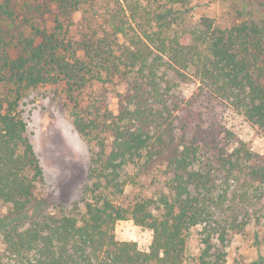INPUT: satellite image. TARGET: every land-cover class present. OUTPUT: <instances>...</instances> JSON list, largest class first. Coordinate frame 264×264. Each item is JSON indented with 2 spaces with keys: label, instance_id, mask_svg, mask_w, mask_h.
<instances>
[{
  "label": "trees",
  "instance_id": "obj_1",
  "mask_svg": "<svg viewBox=\"0 0 264 264\" xmlns=\"http://www.w3.org/2000/svg\"><path fill=\"white\" fill-rule=\"evenodd\" d=\"M188 3L0 0V264H183L192 227H205L206 256L211 234L224 243L240 209L264 200V153L190 109L205 95L264 132V23L177 30ZM163 68L190 72L197 91L175 93ZM42 85L89 151L69 204L43 194L23 116ZM121 220L151 230L146 250L116 237Z\"/></svg>",
  "mask_w": 264,
  "mask_h": 264
},
{
  "label": "rangeland",
  "instance_id": "obj_2",
  "mask_svg": "<svg viewBox=\"0 0 264 264\" xmlns=\"http://www.w3.org/2000/svg\"><path fill=\"white\" fill-rule=\"evenodd\" d=\"M188 1L189 10L183 14V21L179 20V26L174 25L177 30L201 29L205 18L222 27L241 19L264 23V0ZM79 17L80 14L75 13L74 18L77 20ZM163 71L178 95L186 99L197 91L199 82L190 72L182 71L185 76L180 79L175 70L163 68ZM109 106L117 111L114 94L110 95ZM21 107L30 140L43 169V194L47 193L57 203H71L79 197L87 179V144L68 118L62 98L52 87L42 85L28 89ZM190 109L206 125L217 131H230L243 140L252 152L264 153V132L227 103L201 95ZM219 137H223V132ZM4 210L5 207H0V213ZM234 223L236 226L228 233L224 243L211 234V247L206 256L203 242L205 227H192L183 264H252L259 256L264 258V200L241 208ZM114 232L118 239L136 241L142 250L148 248L151 240V230L131 220L117 221ZM201 257L206 263L201 261Z\"/></svg>",
  "mask_w": 264,
  "mask_h": 264
}]
</instances>
